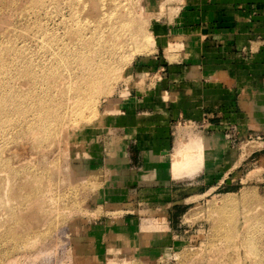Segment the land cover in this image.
<instances>
[{
	"label": "rangeland",
	"instance_id": "1",
	"mask_svg": "<svg viewBox=\"0 0 264 264\" xmlns=\"http://www.w3.org/2000/svg\"><path fill=\"white\" fill-rule=\"evenodd\" d=\"M202 3L0 0V264H264V80L201 75Z\"/></svg>",
	"mask_w": 264,
	"mask_h": 264
},
{
	"label": "crops",
	"instance_id": "2",
	"mask_svg": "<svg viewBox=\"0 0 264 264\" xmlns=\"http://www.w3.org/2000/svg\"><path fill=\"white\" fill-rule=\"evenodd\" d=\"M202 2L200 6H191L183 13V26L178 30L186 33L187 42L202 40L197 50V63L203 68L201 75H232L239 70H251L249 79L264 80V0ZM138 63L141 73L150 70L159 72L163 65L158 57ZM194 63L193 60L191 68H194ZM223 79L226 77L223 76ZM205 81V78L201 79V83ZM236 83L234 81L232 87ZM229 90L227 88L223 92ZM192 97L199 95L192 94Z\"/></svg>",
	"mask_w": 264,
	"mask_h": 264
},
{
	"label": "bare ground",
	"instance_id": "3",
	"mask_svg": "<svg viewBox=\"0 0 264 264\" xmlns=\"http://www.w3.org/2000/svg\"><path fill=\"white\" fill-rule=\"evenodd\" d=\"M118 160V159H117ZM111 161V160H110ZM80 252V251H79Z\"/></svg>",
	"mask_w": 264,
	"mask_h": 264
}]
</instances>
